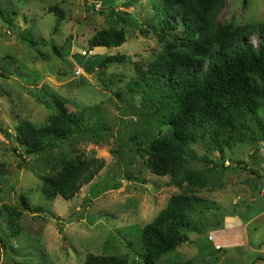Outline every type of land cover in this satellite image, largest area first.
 Wrapping results in <instances>:
<instances>
[{
    "label": "rangeland",
    "instance_id": "obj_1",
    "mask_svg": "<svg viewBox=\"0 0 264 264\" xmlns=\"http://www.w3.org/2000/svg\"><path fill=\"white\" fill-rule=\"evenodd\" d=\"M52 7L61 10V20ZM218 21L233 27L264 23V0H226ZM162 27L148 0H0V264H84L88 254L126 256L128 264H143L141 229L180 191L168 176L147 171L129 141L143 119L140 95L129 94L128 86L138 66L145 69L165 43H175L173 35L161 37ZM102 28L122 29L125 43L89 51L88 39ZM249 40L260 47L257 34ZM52 46L70 52L71 67ZM84 53V62H92L93 54L126 60L84 70L72 57ZM54 96L70 113L85 109L97 132L39 155H23L5 133L14 136L20 120L43 126L56 111ZM103 126L108 130L102 131ZM193 149L191 169H209L208 183L198 194L213 210L194 213L199 231L188 233L194 243L182 244L155 264H264V141L245 139L225 148L222 168H216L221 163L216 151L208 153L206 166L203 147ZM76 153L102 159L104 167L73 199L46 200L42 178ZM253 193L256 201L250 203ZM19 197L39 211L23 212L19 233L11 237L2 206L18 207ZM235 213L257 218L246 230L238 226V234L222 247L217 243L228 231L221 219Z\"/></svg>",
    "mask_w": 264,
    "mask_h": 264
},
{
    "label": "trees",
    "instance_id": "obj_2",
    "mask_svg": "<svg viewBox=\"0 0 264 264\" xmlns=\"http://www.w3.org/2000/svg\"><path fill=\"white\" fill-rule=\"evenodd\" d=\"M148 1L162 18L161 37L165 40L173 35L175 43H165L161 53L145 69L138 66L136 78L128 86L129 94L140 95L139 118L143 119L129 141L147 171L168 176L172 185L180 189L141 229L142 263L155 264L182 244L194 243L188 235L199 231V223L192 219L194 213L212 209L198 194L208 183L209 169L202 172L190 167L196 158L194 146L203 147L206 155L202 160L206 166L210 163L208 153L216 151L221 159L216 168H222L225 148L245 139L251 143L264 141V23L233 27L219 22L218 15L226 0ZM51 11L62 19L58 7H52ZM178 31L179 38L175 37ZM256 34L260 38L258 48L249 40ZM125 41L122 29L102 28L87 44L92 51L117 48ZM51 49L72 66L67 60L68 50L62 53L55 46ZM84 55L72 57L87 70L95 66L107 68L126 60L123 55L93 54L92 62H84L88 57ZM52 98L56 111L43 126L20 120L14 136L5 133L25 156L39 155L78 135L97 132L89 125L90 117L86 118L85 109L70 113L61 99ZM101 128L108 130L105 126ZM103 167L102 159L72 154L59 162L58 169L52 168L42 178L41 193L48 201L56 197L71 200ZM250 173L261 178L253 170ZM0 174H3L1 164ZM2 208L11 237L19 233L18 222L23 212L39 211L32 209L24 197H19L18 207L3 205ZM3 244L0 238V250ZM84 264H128V258L88 254Z\"/></svg>",
    "mask_w": 264,
    "mask_h": 264
},
{
    "label": "crops",
    "instance_id": "obj_3",
    "mask_svg": "<svg viewBox=\"0 0 264 264\" xmlns=\"http://www.w3.org/2000/svg\"><path fill=\"white\" fill-rule=\"evenodd\" d=\"M249 201H250V203H254L256 201L255 195L253 196L251 194L249 197ZM240 214H241V211H240ZM240 214L238 215L237 213H235V215H231L233 217L225 216L223 219H221V222L223 223L222 229L225 231H228V234H225L222 232L224 234V238H223V240H219V242L217 244L220 243V245H222V247H224L225 245L226 246L229 245V242L231 241V239L238 234V233H235L236 232L235 229L238 226H242V230H246V226H248L249 223L254 221L255 217L254 218H248V217H246V215H240ZM243 218H245L246 220L243 221L242 220ZM256 218H257V216H256ZM225 226H227L228 228H226Z\"/></svg>",
    "mask_w": 264,
    "mask_h": 264
},
{
    "label": "water",
    "instance_id": "obj_4",
    "mask_svg": "<svg viewBox=\"0 0 264 264\" xmlns=\"http://www.w3.org/2000/svg\"><path fill=\"white\" fill-rule=\"evenodd\" d=\"M82 68H83L84 70H86V68H85L84 66H82Z\"/></svg>",
    "mask_w": 264,
    "mask_h": 264
}]
</instances>
